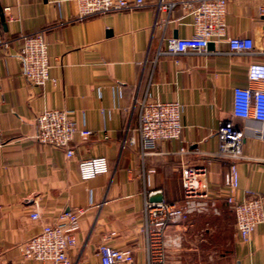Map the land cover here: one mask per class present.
<instances>
[{
	"label": "crops",
	"instance_id": "obj_1",
	"mask_svg": "<svg viewBox=\"0 0 264 264\" xmlns=\"http://www.w3.org/2000/svg\"><path fill=\"white\" fill-rule=\"evenodd\" d=\"M175 2L172 7L159 3ZM264 0H228L225 35L202 53L163 54L167 41L193 32L181 0H142L133 9L78 16L72 0H0V264H47L22 259L19 244L61 210H81L69 248L70 264H101L98 245L131 248L148 264L143 203L150 192L182 203L181 168L201 167L208 208L168 224L163 264H264V123L232 113L233 88L245 87L247 66L264 61ZM43 31L49 77L42 85L22 73L17 52L23 37ZM226 36H247L254 54L233 52ZM181 104L179 139L165 140L144 158L122 145L137 122V100ZM45 108L73 111L79 128L74 150L33 138L35 115ZM221 120L244 133L236 162L239 199L262 196L263 220L242 240L224 200L230 161L215 155ZM183 147L187 152L179 153ZM105 156L109 170L90 179L78 175V160ZM36 209L37 219L29 214Z\"/></svg>",
	"mask_w": 264,
	"mask_h": 264
},
{
	"label": "built area",
	"instance_id": "obj_2",
	"mask_svg": "<svg viewBox=\"0 0 264 264\" xmlns=\"http://www.w3.org/2000/svg\"><path fill=\"white\" fill-rule=\"evenodd\" d=\"M78 16L102 14L110 11L133 9L142 0H72ZM228 0H181L186 14L191 15L193 32L184 37H172L167 41L163 54L205 52L210 40L225 35L224 15ZM175 2H160L162 7H172ZM264 13V6L259 7ZM233 52L254 54L253 43L247 36H226ZM22 62L24 77L34 85H42L49 77L47 42L44 32L38 31L23 37L22 46L17 52ZM245 87L233 88L232 113L242 118H254L264 123V61H252L247 66ZM137 122L131 135L124 137L122 145L137 147L144 158L152 153L165 140L179 139L182 130L180 121L181 104L178 101H162L152 98L145 92L137 100ZM33 138L65 150L67 157L74 154L70 145L75 134L86 139L91 130L79 128L73 118V111L63 108H45L35 115ZM218 148L215 155L230 161L224 174L226 193L224 200L232 211L235 226L242 240H247L257 224L263 220L262 196L253 195L239 199L237 195L238 171L236 162L243 158L242 129L230 121L221 120L217 128ZM187 152L183 147L179 153ZM105 156H92L78 160V175L82 180L108 172ZM201 167L185 164L181 168L182 203L152 201L143 203V224L141 229L146 236L148 264H163V250L168 242H177V236L166 237L164 229L168 224L177 223L191 213L203 212L209 206L206 183L199 179ZM81 210H61L57 220L42 225L41 229L19 244L22 259H36L47 264H70L68 250L75 244L74 232L78 227ZM37 219L36 209L29 214ZM102 241L97 251L101 264L129 263L133 260L131 248H116Z\"/></svg>",
	"mask_w": 264,
	"mask_h": 264
},
{
	"label": "water",
	"instance_id": "obj_3",
	"mask_svg": "<svg viewBox=\"0 0 264 264\" xmlns=\"http://www.w3.org/2000/svg\"><path fill=\"white\" fill-rule=\"evenodd\" d=\"M210 45V43L207 44V47ZM149 199L152 201H161L162 200V194L159 191L150 192Z\"/></svg>",
	"mask_w": 264,
	"mask_h": 264
}]
</instances>
